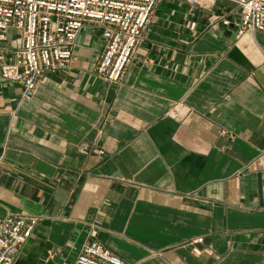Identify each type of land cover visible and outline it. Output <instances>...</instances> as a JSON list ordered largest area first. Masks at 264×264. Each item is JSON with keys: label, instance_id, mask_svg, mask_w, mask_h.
<instances>
[{"label": "crops", "instance_id": "crops-1", "mask_svg": "<svg viewBox=\"0 0 264 264\" xmlns=\"http://www.w3.org/2000/svg\"><path fill=\"white\" fill-rule=\"evenodd\" d=\"M238 21L160 0L117 85L92 22L32 96L0 70V218L40 220L15 264H76L92 240L131 264H264V33Z\"/></svg>", "mask_w": 264, "mask_h": 264}, {"label": "built area", "instance_id": "built-area-1", "mask_svg": "<svg viewBox=\"0 0 264 264\" xmlns=\"http://www.w3.org/2000/svg\"><path fill=\"white\" fill-rule=\"evenodd\" d=\"M160 0H0V39L9 30L20 33L14 61L2 63L1 77L32 96L48 73L70 69L77 37L86 22L102 29L103 51L95 71L102 81L117 85L143 39ZM211 10L218 0H187ZM239 13L237 34L264 33V0H227ZM217 17L212 22L215 27ZM229 23L228 20H224ZM2 57L0 56V60ZM40 220L27 214L0 218V264H15L20 249L32 237ZM194 252L200 254L198 248ZM76 264H131L97 240L81 246Z\"/></svg>", "mask_w": 264, "mask_h": 264}]
</instances>
